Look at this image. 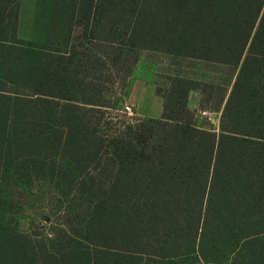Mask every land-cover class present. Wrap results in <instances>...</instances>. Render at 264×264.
<instances>
[{
	"label": "trees",
	"instance_id": "trees-1",
	"mask_svg": "<svg viewBox=\"0 0 264 264\" xmlns=\"http://www.w3.org/2000/svg\"><path fill=\"white\" fill-rule=\"evenodd\" d=\"M20 8L0 0V264H264V0H60L42 41ZM144 52L230 79L174 74L162 116L128 120ZM52 189L66 222L19 229Z\"/></svg>",
	"mask_w": 264,
	"mask_h": 264
},
{
	"label": "rangeland",
	"instance_id": "rangeland-1",
	"mask_svg": "<svg viewBox=\"0 0 264 264\" xmlns=\"http://www.w3.org/2000/svg\"><path fill=\"white\" fill-rule=\"evenodd\" d=\"M59 1L21 0V38L34 41L46 39L47 32L50 31L49 28L51 27L52 13L57 8ZM36 13L39 22L37 30L35 26ZM174 74L214 83H224L223 81L230 79L226 71L220 70L216 66L207 67L202 64L172 66L167 57L144 52L141 54L140 61L129 79L125 95L119 106L120 115L128 120L160 118L163 113V99L158 95L157 90L165 92L169 85V79ZM121 79L122 81L118 82L120 88L125 81L127 83L126 77L122 76ZM121 93H123V90ZM200 100V93H191L189 107L195 113L198 127L220 133L221 113L215 109L214 104H211L208 108H202ZM127 107H131V112L127 111ZM205 112L207 114L203 115ZM48 194V196L45 194L35 196L33 204L30 206L33 208L29 209L25 216L18 219L19 229L30 231L34 220H36V232L38 234L48 233L52 231L49 227L50 223L58 226L66 222L63 211L69 208L68 201L53 189ZM38 213L39 215H41L40 213H46L45 215H48L50 219L49 222H43L42 216H36Z\"/></svg>",
	"mask_w": 264,
	"mask_h": 264
},
{
	"label": "crops",
	"instance_id": "crops-1",
	"mask_svg": "<svg viewBox=\"0 0 264 264\" xmlns=\"http://www.w3.org/2000/svg\"><path fill=\"white\" fill-rule=\"evenodd\" d=\"M21 17H22V10L20 11V19H21ZM21 34V23H19V35ZM20 37H21V35H20ZM23 39H26V38H23ZM135 108H136V106H135Z\"/></svg>",
	"mask_w": 264,
	"mask_h": 264
},
{
	"label": "built area",
	"instance_id": "built-area-1",
	"mask_svg": "<svg viewBox=\"0 0 264 264\" xmlns=\"http://www.w3.org/2000/svg\"><path fill=\"white\" fill-rule=\"evenodd\" d=\"M126 109H127L128 112H131V107H127ZM206 114H207L206 112L203 113V115H206Z\"/></svg>",
	"mask_w": 264,
	"mask_h": 264
}]
</instances>
